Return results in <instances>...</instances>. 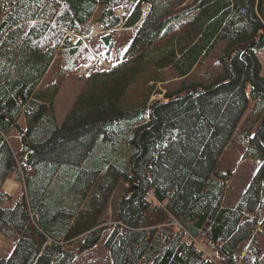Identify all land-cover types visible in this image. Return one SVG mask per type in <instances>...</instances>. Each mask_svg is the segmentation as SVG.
Instances as JSON below:
<instances>
[{
  "label": "trees",
  "instance_id": "1",
  "mask_svg": "<svg viewBox=\"0 0 264 264\" xmlns=\"http://www.w3.org/2000/svg\"><path fill=\"white\" fill-rule=\"evenodd\" d=\"M98 6L103 53L137 27L109 67L80 38ZM263 46L264 0H0V264H71L104 236L112 264H264ZM57 56L84 68L60 125L59 81L42 83ZM165 70L177 84L151 99ZM232 141L256 167L226 205ZM13 173L23 193L4 207Z\"/></svg>",
  "mask_w": 264,
  "mask_h": 264
},
{
  "label": "rangeland",
  "instance_id": "2",
  "mask_svg": "<svg viewBox=\"0 0 264 264\" xmlns=\"http://www.w3.org/2000/svg\"><path fill=\"white\" fill-rule=\"evenodd\" d=\"M101 6H98L94 14L91 17V22L95 24L93 34L95 36L101 33V29L96 23V19L101 12ZM137 27H124L122 25L113 28L112 45L109 46L106 53H103L105 46L100 43L98 37L92 36V34L85 40V47L88 49L92 56L98 54V58L105 59L109 64H115L120 61L123 54L128 47L132 37L136 33ZM73 37H76L74 35ZM74 39V40H76ZM101 48V51L98 50ZM257 56L260 61V73L264 76V46L257 51ZM213 61L207 62L210 65ZM64 64L63 59L60 56L54 58L48 71L46 72L42 83H47L52 80H58L60 84V90L57 97L54 100L53 108L57 117V125L61 124V121L72 104L76 94L83 84L82 73L84 68L77 71V74H66L63 72ZM174 73L170 70H165L166 81L163 83H157L156 89L161 92L155 94L151 99H160L163 93L166 92L167 87L173 88L177 84V79L173 77ZM19 124L25 125L24 117H19ZM8 141L13 149L16 151L19 149L21 142L18 135L15 132L7 134ZM242 148L237 145V142L232 141L231 145L222 153L219 168L222 170L228 169L231 173V177L227 184V190L223 197V203L226 205H234L239 199L240 195L247 187L250 176L254 171V163L243 160L241 158ZM3 189L10 195L8 199L3 202L4 207H12L17 200H19L22 191V184L14 179V173L5 180ZM260 209V220L264 222V197ZM111 213L109 210L103 213V217L110 219ZM107 231H105L106 233ZM107 234V233H106ZM105 237H102L96 245L89 247L87 250L81 252L71 264H112L111 253L105 244ZM84 239H81L82 242ZM14 238L5 235H0V256L6 257L10 254L13 248Z\"/></svg>",
  "mask_w": 264,
  "mask_h": 264
},
{
  "label": "crops",
  "instance_id": "3",
  "mask_svg": "<svg viewBox=\"0 0 264 264\" xmlns=\"http://www.w3.org/2000/svg\"><path fill=\"white\" fill-rule=\"evenodd\" d=\"M32 170H33V169H31V170L29 171V173H32Z\"/></svg>",
  "mask_w": 264,
  "mask_h": 264
}]
</instances>
